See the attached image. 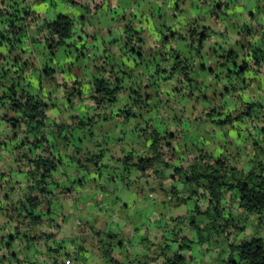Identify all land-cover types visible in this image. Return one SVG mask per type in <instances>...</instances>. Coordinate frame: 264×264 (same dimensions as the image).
I'll return each mask as SVG.
<instances>
[{"label":"trees","instance_id":"1","mask_svg":"<svg viewBox=\"0 0 264 264\" xmlns=\"http://www.w3.org/2000/svg\"><path fill=\"white\" fill-rule=\"evenodd\" d=\"M106 1L87 2L86 18H93ZM243 1L211 5L216 19L220 14L225 19L234 14L245 18L244 25L234 24L245 35L237 50L207 45L206 28L199 31L187 24L186 36L177 35L183 41L188 38L185 46L194 49L195 59L177 44L166 46L169 38L163 35L158 51L146 50L133 27L135 18L128 19L118 57L122 63L111 51L114 43L93 47L99 54L91 59L96 75L84 92L85 79L75 74L64 79L53 60L63 47H72L76 58L90 59L86 40L92 35L82 29L86 39L75 38L76 22L65 14L47 20L31 10L27 0H0V125L6 126L0 133V264H91L94 258L86 260L81 244L71 242L64 232L74 212L78 217L70 226L80 236L92 234L103 243V264H264V238L246 234L253 215L258 216L256 227H264V101L242 96L254 76L264 79V35L252 41L254 33L264 29V0H250L255 7L249 10L230 9ZM39 47L46 57L40 65L34 57ZM123 56L130 57L133 67L124 64ZM148 60L152 70L136 76L135 69L144 64L146 68ZM51 85L62 86L61 98L67 99L62 119L48 113L60 99ZM165 85L168 98L182 93L196 107L202 104L203 121L236 131L238 140L219 141L216 152L207 150L201 135L190 143L175 127L183 118L177 113H169L172 120L158 130L151 124L155 118L146 117L157 108L171 110L154 91ZM81 107L92 115H80ZM115 118L123 129L104 137L91 134L100 121ZM132 120H141L144 127L131 130L136 137L126 143L125 128ZM140 136L138 145L134 141ZM105 185L111 187V197L118 187L124 189L122 195L131 203L115 197L107 204H113V210L97 206V214L85 211L86 201H101ZM138 198L150 200L151 224L145 229L142 222H125ZM66 201L72 207L62 213L59 206ZM119 220L123 225L118 231L137 233L133 240H125L123 233H102L110 231L103 230L102 222L115 225ZM55 229L63 230L61 237ZM193 245L205 247L200 263L192 256ZM133 246L135 253L130 252ZM211 249L222 253L204 262Z\"/></svg>","mask_w":264,"mask_h":264},{"label":"crops","instance_id":"2","mask_svg":"<svg viewBox=\"0 0 264 264\" xmlns=\"http://www.w3.org/2000/svg\"><path fill=\"white\" fill-rule=\"evenodd\" d=\"M30 2L29 8L31 10H34L35 12L37 11L38 14L44 19L47 20H52L56 16L54 12L48 11L46 8H37L39 4H42L44 1H34V0H27ZM63 2H67L66 5L63 7V10L67 13H69L67 16L73 19L75 23V38L78 37L80 40L82 36L84 39H86V36L81 34V30L84 29L87 33L90 34V38L86 40V43L88 40H92L93 38L96 39L97 36V28H103L99 35L102 41H100V45L103 43H114L111 48L112 53H114L115 60L117 61L118 64H121L117 58L119 57L120 54V48L123 46L122 43L125 41L122 38V28H124L126 22L130 18H135V16L140 12V15H137V18H135L134 21V29L140 32V37L142 38L144 42V48L150 49H155L158 51L160 48V43L161 40L164 38L163 36H167L169 38V44H165L166 46H173L174 41L176 37L181 36H186V30L187 27L186 25L189 24V27L195 28L198 27L199 31L203 30L202 28H206L209 33V38L207 41V45L209 46H215L218 49H234L237 50L239 47L238 40L241 38H244V34H239V29L237 28L238 25H244L245 23V18H240L237 14H234V16H230L229 19H225L222 17V14H220L221 18L223 19L222 21L219 20V18H215L214 16L210 15V20H213L214 24V29L211 28L208 25H203L202 22H198L196 17L197 15L193 12L192 14H187L186 16L184 15V12L182 9L179 8V5L181 1L183 0H107L103 6L102 9H105L109 12L110 14V22L107 25L106 21L103 20V18H98L96 22L94 23L93 19L90 18L89 20L86 18V10L85 7L88 4L92 2V0H74V2H68L67 0H61ZM218 0H213L212 2H217ZM111 5H114L115 8L111 7ZM166 5V9H163V6ZM192 4H190L191 6ZM254 6V2L250 0H244L240 4L236 5H231V8L236 11H241L242 9L249 10V8ZM245 7V8H244ZM57 8V5L56 7ZM223 6L221 5V9ZM113 12V13H112ZM165 13V18L169 17L166 19L165 22L162 21V13ZM190 12V10L188 11ZM180 14V15H178ZM58 15V14H57ZM183 18V23L178 22L176 20V17ZM186 18V19H185ZM236 19V20H235ZM85 20L86 24L81 25L82 21ZM199 20V18H198ZM106 23V24H105ZM261 23V22H260ZM112 24V26H111ZM165 24V25H164ZM262 27L264 28V21L261 23ZM83 27V28H82ZM162 29V33L159 32ZM173 32L177 34H173ZM163 35V36H162ZM178 35V36H177ZM264 35V29L260 30L258 32H255L252 38V41H257L259 37ZM184 41L187 42L188 38L184 37ZM94 43L99 44V42L95 41ZM263 45V44H261ZM27 51V54L30 52L28 46L25 47ZM38 50V55L34 56L35 57V62L40 65L43 63L44 59L46 58L44 56L42 47H39ZM165 49L163 46H161V50ZM42 52V53H41ZM34 54V53H33ZM24 56V57H26ZM203 61L206 62L207 64L210 62V59L207 57V55L204 54L203 56ZM144 58H149V56L145 55ZM123 61L126 66H131L133 67V61L130 59V57H124L123 56ZM202 61V62H203ZM61 61H55L57 65H60ZM145 65V64H144ZM144 65L142 67H144ZM198 65L200 66L201 64L198 62ZM55 67V66H54ZM57 67V66H56ZM146 68H150L152 70L153 65L152 63L148 60L146 62ZM74 74L75 72H79L78 68L74 69ZM81 74V73H80ZM260 80H259V79ZM46 90V89H45ZM243 98L247 101L251 100H258V101H264V79L263 76H254L253 81L251 82V86L246 90V92L242 95ZM152 116H147L146 118L150 119ZM153 118V117H152ZM143 122L140 121V124L142 125ZM5 123H2L0 125V133L4 129ZM117 133V132H115ZM217 147L216 145H214ZM214 147V148H215ZM1 167V163H0ZM88 197V196H87ZM85 197V199L87 198ZM60 202V201H58ZM57 205V204H56ZM72 207V204L68 203L67 212H70V208ZM75 207V206H73ZM93 207V208H92ZM124 207V205H123ZM95 206L93 205V202L91 201H86L85 203V211L89 213H95L97 209H94ZM98 213V212H97ZM53 219L55 221H58V218L56 216H53ZM1 221V218H0ZM127 224L132 223L131 220H125ZM119 227H113L111 228L110 225L107 221L102 222V227L103 230H110V231H102V233H107L110 232L112 234L115 233H123L125 237L124 239H134L137 236V233L134 231H118L121 225H123V221L119 220ZM66 231H64L68 236H70V241L71 242H78L81 244L83 247L84 252V258L86 260H90L91 258H94L93 260L90 261L91 264H103L102 259H100V247L103 246V243H99L96 241V238L93 237L92 234H84L80 236L77 232L75 231L73 226L70 225H65L64 226ZM126 243V242H125ZM89 246V249L87 250L86 246ZM97 246V247H96ZM130 252H137V248L133 246L130 249ZM27 256L31 259L32 258V251H29L27 253Z\"/></svg>","mask_w":264,"mask_h":264},{"label":"rangeland","instance_id":"3","mask_svg":"<svg viewBox=\"0 0 264 264\" xmlns=\"http://www.w3.org/2000/svg\"><path fill=\"white\" fill-rule=\"evenodd\" d=\"M212 1L213 0H183V1H181L179 8L183 10V12H184L183 16H186L187 14L188 15L192 14L194 12L197 15L196 19L198 22H202L203 25H208L214 29L215 28L214 24H212L213 20L209 19L210 15H211ZM66 3L67 2H63L61 0H45L42 4H39L37 6V8H35V9L46 8L48 11L54 12L56 15L57 14L68 15L69 13H67L63 10V7L66 5ZM190 4H192V5L190 6ZM56 5H57V8H55ZM111 7L115 8L114 5H111ZM253 7H255V4ZM163 9H166V5L163 6ZM230 9H231V7H230ZM189 10H190V12H188ZM227 10H228L227 7L223 6L222 11L224 13H227L226 12ZM137 15H140V12H138ZM137 15L135 16V18H137ZM178 15H180V14H178ZM164 16H165V13L163 12L162 13V21L163 22H165L166 19L169 18V17L165 18ZM99 17L103 18V20L106 21L107 25L109 24L110 14L107 10L100 9L97 12V14L92 18L94 23L96 22V20ZM198 18H199V20H198ZM183 19H184V17L181 19L178 16L176 17V20L178 22L185 24L184 23L185 21H183ZM219 20H221V21L223 20L221 18V16L219 17ZM111 26H112V24H111ZM96 28L98 31L96 39L93 38L92 40H88L86 43V48L89 50L88 53L91 54V56H93V57H91L90 59H88L89 57L88 58H76L75 57L76 53L72 47L71 48L70 47H63V48H60L56 52L55 58L53 60V61H61L60 62L61 67L59 66L58 70L64 71V74L61 73L62 74L61 76H63L64 79L68 78L67 76L74 77L73 76L74 71H75L74 69L78 68V70L81 74L78 72H75L76 73L75 75L78 76L79 78L85 79L83 81V83L85 85H83V87H82L84 89V92L86 91L85 90L86 87H88L87 81H91L93 75H96V71H95V69L91 63V59H93L94 56L96 57L97 55H99L95 52L93 47H97V48L101 47L100 41H102V39L100 38L99 33L103 29V28H98V27H96ZM161 31H162V29H161ZM95 41L99 42V44L94 43ZM174 44L175 45L177 44L179 46V48H181V47L185 48V50H187L186 51L187 56L195 59L194 49L193 50L187 49L185 46V41L178 39L176 37ZM197 62L198 61H196L195 64L198 67L199 65ZM146 71H147V68H145V66L144 67L139 66L137 69H135V75L139 76L140 74H146ZM201 77L205 78L206 73H204V74L202 73ZM174 80L175 79H172L171 81H167V82L173 83ZM125 86H127V85H125ZM168 90H169V88L167 87V85L154 89V91L158 93V100H161V103H162L161 105L163 106L165 104L166 107L171 109V110L167 109V111H164V110L160 111L159 108H157L154 111H151V113L149 114V116H152L153 119L155 118L151 122V124H154L155 127L157 126L158 130H162L164 128L161 125V123L164 124L166 127L169 119L172 120L173 116H170L169 113H173V114L177 113L178 117H181V116L183 117V118H178V123L176 122V124H175V127H177L180 131H182L181 136L182 137L185 136L186 140L190 141V140H193L195 136L197 138H199L201 135V137L204 138V140L206 141L205 146H206L207 150L212 151V149H213V151H215L214 144L218 145L219 141H220V143H222V142H227V140L228 141L230 140L232 142H233V140H235V141L238 140L237 139L238 135H237L236 131H233V130L228 129V128L223 129V130H221V129L219 130V129L214 128L211 124L207 123L206 121H203V119L200 116V114H202L200 111H201V109L203 110L202 104H201V106L196 107L194 105V102L188 100L187 96H183L182 93H177V94H175L174 97L168 98L167 96L170 95V92L166 93V92H168ZM50 91L55 93V97H60V99L57 101L56 107L52 108V110H50V112H48V113L50 115L56 117L57 119L58 118L62 119L63 117H65L67 115L66 114L67 111H65V108L67 107V99L61 98L62 86L56 87L55 85H51ZM226 100H227V98H226ZM84 102H85V104L90 105V103L88 101H84ZM84 102H83V104H84ZM174 105H175V107H174ZM150 107H152V106H150ZM150 107H149V109H150ZM193 108H195L196 110L194 111ZM80 110H82V107L80 108ZM155 111L157 112L158 115L155 113ZM79 113L82 116L86 115V113H88V116L92 115L91 110L85 111V109H83L82 112L80 111ZM140 121L141 120H135L133 122V120H132L129 122L127 128H125L126 134H125L124 138H125L126 143H130V141H131V140H126V139H129L134 135L136 137V133H133L131 130L137 128V126L141 127L142 125L140 124ZM146 121H147V119L144 122H146ZM142 127H144V125ZM121 128L123 129L124 125H121L119 123V120H117L115 118L112 120L100 121L97 125H95L92 128V130L91 129L90 130H91V134H95V135L101 134V136L104 137V136H110L112 134H115V132L116 131L118 132ZM1 134H3V133H1ZM98 137L99 136H95L94 140H97ZM141 138L142 137L140 136V137L136 138L135 141L133 139V141L138 144V143H140ZM108 143H110V142L108 141ZM190 143H191V141H190ZM237 143L241 144L240 142H237ZM138 145H140V144H138ZM242 147H243V145H242ZM113 150H115V149H113ZM226 150L227 151L230 150V146H228L226 148ZM228 152H230V151H228ZM231 152L233 153V150ZM106 185L104 186V191L101 194V201L99 203L96 202L97 205H94L95 206L94 209H97L96 208L97 206H103V207H107V209L110 208L111 210H113L111 208V206H113V204H111V205H107V204H110V203H108V199L113 201V199L115 197H119L120 200L131 203L130 198L125 197V199H124V197L122 195L123 192H126L124 189H122L121 187H118L119 191L117 192V194H115L113 197H111V194H110L111 187L106 186ZM80 202H83V200H80ZM67 204H68V202L66 201V202H64V204L62 203V206L61 205L59 206V207H61L60 211L62 213L65 212L66 207L68 206ZM149 205H150V200L148 198L136 199L135 205L131 206L130 210L127 211L128 216H129L130 220L132 221V223L142 222L144 224V229L150 226L149 224H151V223L149 222V220L151 219L150 214L152 212L149 209ZM53 206L55 208V203H53ZM55 209H57V208H55ZM104 210H106V209H104ZM97 212H100V211L96 210L95 213H93V214H97ZM122 215L125 216L126 213L124 211H122ZM112 216H116V215L114 214ZM77 217H78V214L74 212L73 215H71L69 218H67V224H69V225L72 224L73 221L76 220ZM263 217H264V215H263ZM257 220H258V216L253 215V217L251 218V223L247 227L246 234L248 237L249 236H255V237L257 236V237L264 238V227L262 224H259V226L256 227ZM115 222H116L115 225H110L111 228H113L117 224H119L117 221H115ZM138 228H140V227L138 226ZM55 231L57 232L58 236L61 237L63 230L55 229ZM216 238L217 237L214 236L213 239H216ZM86 248L88 250L89 246L87 245ZM204 249H205V247H201L198 245L192 246L191 252H192L193 258H196L194 260L195 262L200 263V261L202 260V257H203V254H202L203 251L202 250H204ZM198 250H199V252H198ZM212 250L213 249H211V251L206 253V255H205L206 258H205L204 262H208L210 257H213V256L216 257V255L218 253H222L221 250L219 252H217V251L214 252ZM73 264H76V262H73Z\"/></svg>","mask_w":264,"mask_h":264},{"label":"built area","instance_id":"4","mask_svg":"<svg viewBox=\"0 0 264 264\" xmlns=\"http://www.w3.org/2000/svg\"><path fill=\"white\" fill-rule=\"evenodd\" d=\"M66 264H69V261H67Z\"/></svg>","mask_w":264,"mask_h":264}]
</instances>
